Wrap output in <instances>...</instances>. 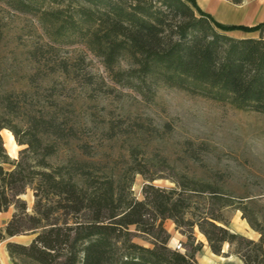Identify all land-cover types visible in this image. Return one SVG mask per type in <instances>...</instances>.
Wrapping results in <instances>:
<instances>
[{
    "label": "trees",
    "instance_id": "obj_1",
    "mask_svg": "<svg viewBox=\"0 0 264 264\" xmlns=\"http://www.w3.org/2000/svg\"><path fill=\"white\" fill-rule=\"evenodd\" d=\"M43 1L0 0L30 14ZM48 1L57 7L51 13L54 36L83 44L115 83L144 101L165 86L264 114V22L250 28L222 25L195 0ZM233 30L259 36L236 39L226 34ZM12 98L7 92L0 97V212L14 208L0 242L6 241L11 264H197L203 244L195 230L216 256L226 244L242 264H264V226L246 215V197L236 210L258 233L257 241L228 229L223 210L234 200L218 181L179 173L170 178L172 188L156 187L152 182L162 177L147 175L135 148L125 166L105 168L64 116L24 114V124H15L23 115ZM2 130L23 147L16 160L6 153ZM70 141L75 148L67 154L61 147ZM135 175L147 182L142 200L131 191ZM27 189L34 198L31 213L22 199ZM167 220L186 238L187 253L168 246ZM24 235L32 236L28 244L8 241Z\"/></svg>",
    "mask_w": 264,
    "mask_h": 264
},
{
    "label": "rangeland",
    "instance_id": "obj_2",
    "mask_svg": "<svg viewBox=\"0 0 264 264\" xmlns=\"http://www.w3.org/2000/svg\"><path fill=\"white\" fill-rule=\"evenodd\" d=\"M38 8L32 14L20 13L0 2V97L12 93L23 116L47 112L64 116L88 145L87 152L105 168L125 166L130 149L135 148L136 160L146 165L147 175L162 177L152 182L156 187L172 188L170 178L179 173L218 181L234 200L223 210L228 229L257 241L258 233L236 206L246 197V215L264 226V114L165 86H158L152 101L146 102L133 89L115 83L101 60L83 44L54 36L51 13L55 5L44 0ZM121 68H126L124 62ZM23 116L13 122L22 126ZM1 136L7 155L16 160L23 147L8 130H2ZM61 148L71 154L75 145L70 141ZM146 183L135 175L131 191L137 200H142ZM22 199L31 213L32 191L27 189ZM13 212V207L0 212V229ZM164 227L170 236L168 246L187 253V240L174 224L167 220ZM194 236L203 244L195 255L197 264H242L228 245L216 256L197 230ZM31 239L24 235L8 241L28 244ZM5 244L0 242V264H11Z\"/></svg>",
    "mask_w": 264,
    "mask_h": 264
},
{
    "label": "crops",
    "instance_id": "obj_3",
    "mask_svg": "<svg viewBox=\"0 0 264 264\" xmlns=\"http://www.w3.org/2000/svg\"><path fill=\"white\" fill-rule=\"evenodd\" d=\"M198 7L222 25H244L254 27L264 22V0H243L241 5H233L227 0H195ZM232 38H257L258 31H229ZM12 239V238H11Z\"/></svg>",
    "mask_w": 264,
    "mask_h": 264
},
{
    "label": "bare ground",
    "instance_id": "obj_4",
    "mask_svg": "<svg viewBox=\"0 0 264 264\" xmlns=\"http://www.w3.org/2000/svg\"><path fill=\"white\" fill-rule=\"evenodd\" d=\"M5 136H6V138L9 140V142L12 143V138H11V136H10L9 134H7V133L5 134Z\"/></svg>",
    "mask_w": 264,
    "mask_h": 264
}]
</instances>
